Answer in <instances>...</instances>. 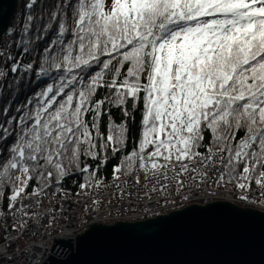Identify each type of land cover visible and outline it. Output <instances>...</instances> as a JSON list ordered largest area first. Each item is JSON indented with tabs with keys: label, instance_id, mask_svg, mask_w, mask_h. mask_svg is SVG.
<instances>
[{
	"label": "snow or ice",
	"instance_id": "snow-or-ice-1",
	"mask_svg": "<svg viewBox=\"0 0 264 264\" xmlns=\"http://www.w3.org/2000/svg\"><path fill=\"white\" fill-rule=\"evenodd\" d=\"M228 198L264 208V0H24L0 26V264Z\"/></svg>",
	"mask_w": 264,
	"mask_h": 264
},
{
	"label": "water",
	"instance_id": "water-1",
	"mask_svg": "<svg viewBox=\"0 0 264 264\" xmlns=\"http://www.w3.org/2000/svg\"><path fill=\"white\" fill-rule=\"evenodd\" d=\"M19 0H0V26L9 27ZM214 201L171 219L133 230L111 243L101 234L77 247L60 238L45 261L52 264H264V210L215 207ZM231 206L240 211L233 213ZM187 206H185L186 208ZM180 210H172L180 212ZM169 214L161 215L167 216ZM152 219V218H149ZM71 240V243H69Z\"/></svg>",
	"mask_w": 264,
	"mask_h": 264
},
{
	"label": "built area",
	"instance_id": "built-area-1",
	"mask_svg": "<svg viewBox=\"0 0 264 264\" xmlns=\"http://www.w3.org/2000/svg\"><path fill=\"white\" fill-rule=\"evenodd\" d=\"M20 1L21 0H19V4H20ZM17 17H18V14H17V11H16L14 16H13L12 22H13V20H15L17 22L18 21ZM12 22H11V25H12ZM229 199L235 205H238L240 207H250L249 205L240 204L239 202H237L236 200L231 199V198H228L227 200H229ZM207 202H210V201H207ZM194 203H197V202H194ZM251 208L260 209V207H256V206H251ZM172 210H180V208H177V209H172V208L166 209L163 212H161V215L169 214ZM261 210H264V208H261ZM127 219L131 220V221H135L137 219V217L129 216ZM139 219H143V217H140ZM82 231H86V229L85 230H77L76 233H72L71 231H69V232H64V233H59V234H54V235H59L60 238L61 237L62 238H66V239H70L71 238V239L74 240L75 236L79 235ZM4 235H5V233L0 231V237H2ZM7 236H8L9 240L12 239V233H10V232L7 233ZM4 243L5 242L3 240H0V251L3 250V244ZM20 243H21V245H24L25 243H34L36 247L41 248L42 249L41 252H36L35 253V256H36L37 260L45 261L47 259V257L52 255V253H53L51 251L52 247H53L52 237H48L46 242L44 241V239L42 237H33L32 240H30V241L21 240ZM15 251H16V249H15V247H13L12 252H15Z\"/></svg>",
	"mask_w": 264,
	"mask_h": 264
},
{
	"label": "trees",
	"instance_id": "trees-1",
	"mask_svg": "<svg viewBox=\"0 0 264 264\" xmlns=\"http://www.w3.org/2000/svg\"><path fill=\"white\" fill-rule=\"evenodd\" d=\"M23 4H24V0H21V1H20V4H19V6H18V9H17V14H18V16L20 15V19H19L18 22L13 21V22H12V25H13V24H18V23L21 21L22 16H23Z\"/></svg>",
	"mask_w": 264,
	"mask_h": 264
},
{
	"label": "rangeland",
	"instance_id": "rangeland-1",
	"mask_svg": "<svg viewBox=\"0 0 264 264\" xmlns=\"http://www.w3.org/2000/svg\"><path fill=\"white\" fill-rule=\"evenodd\" d=\"M17 9H18V7H17ZM16 11H17V10H16ZM17 18H18V21H19V19H20V15H19ZM13 21H15V20H13ZM18 21H17V22H18ZM15 22H16V21H15Z\"/></svg>",
	"mask_w": 264,
	"mask_h": 264
}]
</instances>
